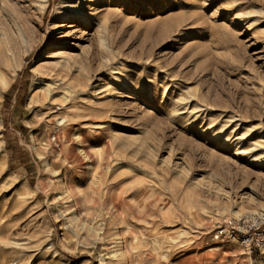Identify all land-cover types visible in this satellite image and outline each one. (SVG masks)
Instances as JSON below:
<instances>
[{"label": "rangeland", "instance_id": "obj_1", "mask_svg": "<svg viewBox=\"0 0 264 264\" xmlns=\"http://www.w3.org/2000/svg\"><path fill=\"white\" fill-rule=\"evenodd\" d=\"M263 156L264 0H0V264H264Z\"/></svg>", "mask_w": 264, "mask_h": 264}, {"label": "built area", "instance_id": "obj_2", "mask_svg": "<svg viewBox=\"0 0 264 264\" xmlns=\"http://www.w3.org/2000/svg\"><path fill=\"white\" fill-rule=\"evenodd\" d=\"M215 239L235 242L248 254L264 249V212L227 218L216 227Z\"/></svg>", "mask_w": 264, "mask_h": 264}, {"label": "bare ground", "instance_id": "obj_3", "mask_svg": "<svg viewBox=\"0 0 264 264\" xmlns=\"http://www.w3.org/2000/svg\"><path fill=\"white\" fill-rule=\"evenodd\" d=\"M264 157V156H263ZM263 157H261V158H263Z\"/></svg>", "mask_w": 264, "mask_h": 264}, {"label": "trees", "instance_id": "obj_4", "mask_svg": "<svg viewBox=\"0 0 264 264\" xmlns=\"http://www.w3.org/2000/svg\"><path fill=\"white\" fill-rule=\"evenodd\" d=\"M8 95V94H7ZM7 95H6V97H7Z\"/></svg>", "mask_w": 264, "mask_h": 264}]
</instances>
